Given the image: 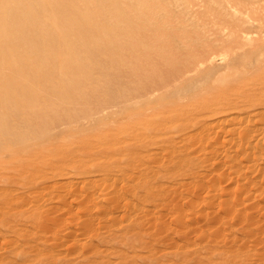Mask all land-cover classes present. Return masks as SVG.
Segmentation results:
<instances>
[{"label": "rangeland", "instance_id": "1", "mask_svg": "<svg viewBox=\"0 0 264 264\" xmlns=\"http://www.w3.org/2000/svg\"><path fill=\"white\" fill-rule=\"evenodd\" d=\"M25 3L0 22V264H264V0ZM184 66L58 136L1 132Z\"/></svg>", "mask_w": 264, "mask_h": 264}, {"label": "bare ground", "instance_id": "2", "mask_svg": "<svg viewBox=\"0 0 264 264\" xmlns=\"http://www.w3.org/2000/svg\"><path fill=\"white\" fill-rule=\"evenodd\" d=\"M20 2L22 4H26L25 3V0H0V22L1 21H12V22H15L16 19H17V16H18V10H19V7L20 6ZM28 4L29 1H27ZM37 3V2H36ZM32 5V4H30ZM39 6V5H38ZM25 7V5H24ZM35 8V7H33ZM238 8V7H237ZM254 8V7H253ZM37 12V11H35ZM40 15V14H38ZM31 17V16H30ZM41 19V18H40ZM22 20V19H21ZM47 22V21H45ZM241 25V24H240ZM237 29V28H236ZM45 30V29H44ZM18 32V31H17ZM35 37V36H34ZM33 38V37H32ZM35 39V38H34ZM139 48V47H138ZM129 51H131V48H129ZM211 56V55H210ZM201 58V57H200ZM143 59V58H142ZM141 59V60H142ZM75 63V62H74ZM71 64L73 65L74 67H77L76 64ZM177 63V62H176ZM173 64V63H172ZM178 64V63H177ZM81 65V64H80ZM85 67H86V64H84ZM130 65V63H129ZM88 66V65H87ZM172 67V66H170ZM179 67V66H178ZM86 69V68H85ZM193 70V68H191V66H184L182 67L181 69H177V68H167V67H162V68H159V69H156L152 74H147V76H143L141 75L140 73L137 74V72H133V71H130V70H122V71H118V72H114L113 74H111V77L106 80V84L108 86V89H107V93L109 95V98H108V101H104V100H100V103L96 104L95 106H92V107H89L87 106V102H92L93 100H98L100 99V93L97 92V91H87L85 93H82L80 95V98L78 100H75L72 102V104L70 105H63L61 106L60 108L56 109V110H53L51 112H48L47 114L41 112V111H36V112H32L31 115L29 117H26L24 115H21L22 112H20V110H17L16 109V112H15V115L18 116V121H17V125L19 126V128H12V127H8L6 126L7 124H5V126H2L1 127V132L5 133V134H15L16 136L20 137L21 139L19 140H23L22 138L26 137V138H31L33 137L31 134L32 133H28V127H30L31 125H33V121H37V125L35 126V128L33 129V134H41L44 133V132H49V133H54V137L55 136H58L60 133V131H64L65 127L67 125H71V123H75L76 125L77 124H80L81 122L85 123V121H89V119H91L94 115H97V114H100V113H105V111L109 108L111 109V107L113 106H120L123 108V106L125 107L126 104L129 102L128 105H130V101L133 102L132 100H134L135 98H137L138 96H143V95H152L155 93V91L157 90H160L161 88L163 87H166L168 85H170L172 82H174L177 77L185 72H189ZM87 72V71H86ZM157 74H161V78H159L157 76ZM179 74V75H178ZM85 77V76H84ZM89 77V76H88ZM99 81V78L98 77H93L91 78V80H89L87 83H97ZM80 83V82H79ZM89 86V85H87ZM76 87V86H75ZM121 91V97L122 99L121 100H117L118 98V92ZM139 92L141 95H138L137 96V93L136 92ZM77 92V91H75ZM48 93V92H47ZM19 94V93H18ZM42 95V93H40ZM60 94V92H59ZM1 95V94H0ZM3 96V95H2ZM145 97V96H144ZM43 98V97H42ZM147 98V97H145ZM141 99V98H140ZM138 100V99H137ZM59 102V101H58ZM136 102V101H135ZM134 102V103H135ZM6 104V103H5ZM18 104V103H17ZM63 104V103H62ZM61 105V104H60ZM127 105V106H128ZM226 105V104H225ZM20 106V105H19ZM18 106V107H19ZM229 106H232V105H229ZM23 107V106H22ZM114 108V107H113ZM19 109V108H18ZM35 109V108H34ZM219 110V109H217ZM217 110L214 109V110H211V112H214V113H217ZM2 111V110H1ZM0 111V113H1ZM108 111V110H107ZM113 112V111H112ZM220 111H218L219 113ZM107 113V112H106ZM115 113V112H114ZM237 114V113H236ZM3 116V115H2ZM222 116V115H221ZM226 117V116H225ZM233 118V117H232ZM236 118V117H235ZM94 119V118H92ZM227 119V118H226ZM242 119V118H241ZM2 120V119H1ZM222 120V118L220 119ZM244 121V120H243ZM222 122V121H221ZM234 122V121H233ZM2 123V122H1ZM244 124V123H243ZM74 125V124H72ZM83 125V124H81ZM242 125V124H241ZM78 126V125H77ZM66 128H69V127H66ZM31 130V129H30ZM43 131V132H42ZM42 132V133H41ZM48 133V134H49ZM47 134V133H45ZM45 134H43L45 136ZM29 136V137H28ZM40 137V136H39ZM53 137V138H54ZM51 138V136H50ZM49 138V139H50ZM59 138V137H58ZM62 138V137H61ZM29 139H27L29 141ZM34 139V138H33ZM56 139V138H54ZM52 140V139H50ZM9 141V140H8ZM7 141V142H8ZM24 141V140H23ZM53 141V140H52ZM12 142V141H11ZM26 142V141H25ZM55 142V141H54ZM15 143V142H14ZM12 144V143H11ZM22 144V142H21ZM45 144H49V148H50V143H47L45 142ZM53 144V143H52ZM82 144V143H81ZM87 144H91V143H86ZM5 145H7V143H5ZM3 145V147L5 146ZM17 145H19L17 143ZM44 145V144H43ZM47 145H45L44 147H47ZM56 145V144H54ZM63 145V144H62ZM61 145V146H62ZM85 145V144H84ZM92 145V144H91ZM40 146V145H39ZM42 146V145H41ZM65 146V145H64ZM52 147V146H51ZM9 149L13 148V147H8ZM7 148V149H8ZM55 148V147H54ZM91 148V147H89ZM1 149V148H0ZM2 149H5L6 148H2ZM31 149V148H30ZM44 149V148H43ZM61 149L63 150V148L61 147ZM60 149V150H61ZM83 149V148H82ZM87 149V148H86ZM28 149H25L24 151L26 152ZM36 150V149H35ZM39 150V149H38ZM79 151V149H76ZM10 151V150H9ZM15 151V150H14ZM22 151V150H20ZM19 151V152H20ZM41 151H43L41 149ZM50 151V150H49ZM54 151V150H53ZM12 152V151H11ZM36 152V151H35ZM40 152V151H39ZM45 152H47V150H45ZM58 152V151H57ZM55 153V154H58V153ZM75 153H77L74 149ZM15 152L12 153V155L14 154ZM23 153V151H22ZM42 153L41 152V156H42ZM48 153V152H47ZM45 153V154H47ZM54 153V152H53ZM63 153V152H62ZM65 153V152H64ZM63 153V154H64ZM11 154V153H10ZM18 154V153H17ZM25 154H29L31 155L32 153L30 152H26ZM38 154V151L37 153ZM35 154V155H36ZM48 154H52V151L51 153L49 152ZM78 154V153H77ZM34 155V153H33ZM54 155V154H53ZM61 155V154H60ZM71 155V153H70ZM9 156V155H8ZM15 156V154H14ZM28 156V155H27ZM57 156V155H55ZM1 157V156H0ZM13 157V156H12ZM30 157V156H29ZM75 157V156H74ZM81 156H79L80 158ZM42 158V157H40ZM39 158V159H40ZM49 157H47L48 159ZM59 158V156H58ZM63 158V156H62ZM78 158V157H76ZM78 158V159H79ZM29 159V158H28ZM34 159V160H33ZM36 158L32 157L29 159V161H36V163H38L39 160H35ZM44 159V158H43ZM42 159V160H43ZM56 159V158H55ZM55 159L53 161V163L55 162ZM64 159V158H63ZM75 159V158H74ZM83 159V158H82ZM81 161L78 162V163H81L84 161ZM41 160V161H42ZM50 160V159H48ZM53 160V158L51 159ZM58 160V159H57ZM71 161V160H70ZM73 161V160H72ZM77 161V160H76ZM45 162H48L47 160L44 161ZM50 162V161H49ZM64 162V161H63ZM42 162H40L41 164ZM56 163V162H55ZM59 163V162H58ZM67 162H65L64 166L66 165ZM71 163V162H70ZM68 163V164H70ZM86 163V166L88 165L89 166V163L87 164ZM84 163V165H85ZM29 163H26V164H23L25 166H28ZM67 164V165H68ZM76 164V162L74 163ZM37 165V164H36ZM53 166L57 165V164H52ZM67 165H66V168H67ZM71 165V164H70ZM83 165V164H82ZM99 165V164H97ZM102 165V164H101ZM73 166V164H72ZM71 166V167H72ZM75 166V165H74ZM85 166V167H86ZM87 166V167H88ZM86 167V169H87ZM90 167V166H89ZM98 167V166H97ZM40 168V167H39ZM81 168V167H80ZM91 168V167H90ZM100 168V167H99ZM75 170V169H74ZM85 170V168H84ZM62 171V169H61ZM64 171V170H63ZM71 171V170H70ZM75 173V171H73ZM85 172V171H83ZM89 172V171H88ZM87 172V173H88ZM92 172V171H91ZM94 172V171H93ZM58 174H60V169H59V172H57ZM62 173V172H61ZM70 173V172H69ZM73 173V174H74ZM63 174V173H62ZM61 174V175H62ZM65 174V173H64ZM76 175H77V172H76ZM57 176V175H56ZM63 176V175H62ZM71 176V175H70ZM74 178V177H73ZM70 181V180H69ZM75 181H78L79 180H75ZM71 182V181H70ZM73 182V181H72ZM75 183V182H74ZM73 184V183H72Z\"/></svg>", "mask_w": 264, "mask_h": 264}]
</instances>
